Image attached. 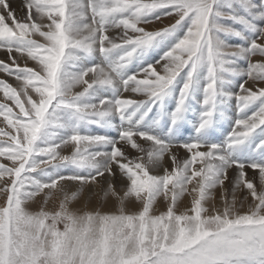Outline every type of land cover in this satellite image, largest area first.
I'll use <instances>...</instances> for the list:
<instances>
[{
  "label": "snow or ice",
  "instance_id": "1",
  "mask_svg": "<svg viewBox=\"0 0 264 264\" xmlns=\"http://www.w3.org/2000/svg\"><path fill=\"white\" fill-rule=\"evenodd\" d=\"M23 10L17 19L0 0V73L18 82L0 79V264H264V2L25 0ZM156 49L163 74L147 61ZM245 76L252 86L228 90ZM232 99L237 118L217 142ZM166 154L171 170L153 174ZM217 188L222 206L209 207ZM93 198L115 210L89 209Z\"/></svg>",
  "mask_w": 264,
  "mask_h": 264
},
{
  "label": "rangeland",
  "instance_id": "2",
  "mask_svg": "<svg viewBox=\"0 0 264 264\" xmlns=\"http://www.w3.org/2000/svg\"><path fill=\"white\" fill-rule=\"evenodd\" d=\"M253 2L254 3H256V4H261L262 2H264V0H253ZM23 5H24V3L22 4V5H20L19 6V9H20V13L19 14H17L19 17H21V18H18L17 17V19H23V17L26 15V12L25 11H23ZM25 13V14H24ZM24 15V16H23ZM175 19V17L173 16V17H165V18H163L162 19V21L163 20H165L164 21V23H160L161 22V20L160 21H154L153 23H151L150 25H141L142 27H145V28H147L149 31H153V30H156V29H159V28H162V27H164V26H166V25H168V24H170V23H172L173 22V20ZM9 23H10V21H9ZM157 23V24H156ZM167 23V24H166ZM152 24H154V25H152ZM237 27H239L238 25H237ZM252 37H251V34H249V40L251 39ZM227 39V41H228V43H230V44H236V43H244V41H241V40H239L238 38H235V37H227L226 38ZM258 43H264V41L263 40H259L258 41ZM1 51V50H0ZM2 53H4V55H5V59L6 60H4V59H2V60H4V61H8V57H7V53L4 51V50H2ZM160 55H162V50L161 51H158V53L156 54V55H153L152 57H150V59H147V61L148 62H151V63H153L154 64V67H156L157 68V71L158 72H160L161 74H163V70H162V67L161 66H157V65H155V63H154V61L156 60V59H159V56ZM261 59V57H259V56H253L252 57V60L255 62V61H257V60H260ZM20 63H21V61H20ZM237 63L239 64V66L240 67H245L246 68V62L245 61H242V60H240V61H237ZM24 65V63H21V66H23ZM0 75H2L1 73H0ZM5 77L3 78H1V79H5L8 83H10V84H12L14 87H17L18 86V82L17 81H15V79H14V77H7L5 74H3ZM140 77V78H139ZM144 77H143V75L141 74V75H139L138 76V79H143ZM232 79V84H231V87L228 89L229 91H239V83L240 82H242V81H247V77L245 76V77H233V78H231ZM252 81H247V84H246V86H248V85H252ZM249 86V87H250ZM260 86H264V84H261ZM79 90V89H78ZM109 93V92H108ZM126 92H123L122 94L124 95V96H130L131 94L129 93V94H125ZM109 95H111V93L109 94ZM133 95V97L132 98H135V99H145V97L144 96H142V95H137V94H132ZM0 101L1 102H5L4 101V99H3V93L2 92H0ZM170 103H171V101H170ZM193 107H194V109L195 108H197L198 106L197 105H195V103L193 104ZM236 104H235V100L234 99H232L231 101H229V106H228V108H227V111H226V113H225V117H226V119H221V120H219L218 121V125H217V127H216V129H215V131H214V137L213 138H215V139H217V142H219V140H221V138L223 137V136H226V134L231 130V123H234V121H235V119L237 118V116H236ZM249 114H251V113H249ZM189 115L190 116H192V117H194V118H196V116L198 115V113L194 110V111H192L191 112V114L189 113ZM190 118V117H189ZM116 120H119L118 118H116ZM231 122V123H230ZM192 123H194V122H192ZM192 123H190L189 122V124L187 125V128L188 129H191V125H192ZM90 126H93V125H90ZM96 126V125H95ZM3 127H6L5 125L3 126ZM190 133H187V134H185L186 136H188ZM138 142L139 143H142V144H144V146L145 147H147L148 146V144H146V143H144V142H142V141H139V139H138ZM67 147H69V146H66V147H64V149H66ZM175 151V153L176 154H178V156L180 157V150L181 151H183V153L185 154V156H186V158H187V154H186V152L184 151V150H182L181 148L179 149V148H173ZM66 154H70V152H68V153H65V155ZM126 154L128 155V157L129 158H135V157H137V156H139L140 155V153H138L136 150H134V149H131L130 148V146L128 147V150L126 151ZM181 158V157H180ZM183 158H181V160H182ZM3 160V158H0V161H2ZM156 170V169H155ZM154 169L152 170L153 171V174H157L156 173V171H155ZM69 170L68 169H65V170H62V174H67L66 172H68ZM248 171V170H247ZM160 174V173H159ZM253 175H254V173H253ZM253 175H251V176H253ZM116 179L118 180H121V178H120V176L119 175H117V177H116ZM116 179H115V181H114V183L116 184V188H117V190H120V188L122 187V185H119L117 182L118 181H116ZM258 183V182H257ZM186 195L187 194H185V196L184 197H186ZM239 195V194H238ZM215 196V192H213V197ZM184 197L181 199V201L179 202V206H178V208H177V211L179 212L181 209L183 210V206H182V204H183V199H184ZM214 199V198H213ZM213 199H211L208 203H209V207L214 203L212 200ZM219 199V198H218ZM160 199H158V201H157V203H156V205H155V207H154V214H159V213H156V208L157 207H159L162 211H164L165 210V203H164V200H162V205L160 204ZM219 202H220V199H219ZM0 203H2V198H0ZM85 203H88V202H86L85 201ZM190 202H188L187 203V207H190L189 204ZM89 204H91V205H94V206H96L97 208H101V210L102 211H108V212H110V211H114L115 210V205L114 204H112V206L111 207H108V208H106V210H104V207H103V202L102 201H99L98 199H96V198H93L92 200H91V202L89 203ZM161 206H160V205ZM181 204V205H180ZM129 205V204H128ZM131 206V210L132 209H134V208H138L139 207V205L138 204H136V205H133V204H130ZM158 205V206H157ZM56 205H55V202H52V203H49L48 205H47V207L49 208V209H52V208H54ZM81 205L80 204H75V205H73V207H80ZM105 206V205H104ZM134 206H136V207H134ZM221 206H222V204H221ZM30 207H32L33 209H34V207H36V205H31ZM238 207H239V205H238ZM180 208V209H179ZM186 207H184V209H185ZM111 209H113V210H111ZM130 210V209H129ZM181 210V211H182ZM60 227L62 228L63 227V225H60Z\"/></svg>",
  "mask_w": 264,
  "mask_h": 264
},
{
  "label": "bare ground",
  "instance_id": "3",
  "mask_svg": "<svg viewBox=\"0 0 264 264\" xmlns=\"http://www.w3.org/2000/svg\"><path fill=\"white\" fill-rule=\"evenodd\" d=\"M9 3H10V6H11V8H12V10L16 13V17H18V18H21V17H19L17 14H19L20 13V9H19V6L20 5H22L23 3H25V0H9ZM24 11V10H23ZM25 14V13H24ZM24 16V15H23ZM164 21L165 20H161V22L160 23H164ZM157 24V23H156ZM167 24V23H166ZM152 25H154V24H152ZM117 32L116 31H114V30H110V32H109V35L110 36H113V37H115V36H117ZM264 41V40H263ZM158 51H161L160 49H156V50H154V51H152L151 52V54L150 55H148L147 56V59H150V57H152L153 55H156L157 53H158ZM2 59H4V60H6L5 59V55H4V53H2V50L0 51V60H2ZM97 62H99V61H97ZM21 63H24V61L23 60H21ZM29 63V66H31V63L32 62H28ZM2 75H0V79L3 77H5L4 75H3V73H1ZM90 78V77H89ZM140 78V77H139ZM8 81V80H7ZM9 82V81H8ZM248 86H250V85H248ZM252 86V85H251ZM131 94L129 97H133V93H131L130 91L129 92H126L125 94ZM101 94H107V95H109L110 94V92L109 93H101ZM133 99H135V98H133ZM1 102V101H0ZM191 114V113H190ZM189 122L190 123H192V122H195V118L194 117H192V116H190L189 115ZM117 126L119 125V120H116V118L114 119V121H113ZM4 126V124H3V118L2 117H0V127H3ZM86 131L87 132H89V133H92V134H102V135H113V136H115L116 135V129L115 128H113V129H107V128H101V127H99V126H95V125H93V126H88L87 127V129H86ZM187 133H189V131H185L184 132V138L186 139L188 136H186L185 134H187ZM227 135V134H226ZM224 138V136L221 138V140ZM180 149V148H179ZM128 150V148H126L125 149V151H127ZM182 150H184V149H182ZM61 154H65V153H68V152H71V146H69V147H67L66 149H64V148H62L61 150ZM172 151L174 152L175 150L174 149H172ZM185 151V150H184ZM175 153V152H174ZM180 157L181 158H186V156H185V154L183 153V151H181L180 150ZM171 167H172V164H171V161H170V159H169V157H168V155L166 154L165 155V157H164V159H163V162H162V165H161V167L160 168H158V169H154L155 171H156V173L157 174H163V169L164 168H168L169 170H171ZM248 176H249V178H252V176L251 175H253V171L251 170V169H248ZM67 173V172H66ZM231 175V174H230ZM256 175H258V173L256 174ZM116 181H118L117 183L119 184V185H122V180H117L116 179ZM258 182V181H257ZM115 186H116V184H115ZM193 185H189L188 187H189V191L191 190V187H192ZM213 192H215V196H214V199L212 200L217 206H221V201L219 202V196H220V189L219 188H217V189H214L213 190ZM162 198H160V204L162 205ZM190 200H191V197L187 194L186 195V197H184V199H183V204H182V206H183V210H184V207H187V203L188 202H190ZM210 201V200H209ZM208 201V202H209ZM87 202V201H86ZM165 203V202H164ZM112 204H114V202H112L111 200H109V201H107V202H103V207H104V210H106V208H108V207H111L112 206ZM159 204V205H160ZM190 204V203H189ZM87 205H88V208L89 209H96L97 207L96 206H94V205H91V204H89V203H87ZM105 205V206H104ZM133 205H136V204H133ZM160 205V206H161ZM181 205V204H180ZM31 206V205H30ZM131 205L129 204V205H127V207H128V209H130L131 210V207H130ZM158 206V205H157ZM190 206V205H189ZM208 206H209V203H208ZM81 207V206H80ZM134 207H136V206H134ZM35 208V207H34ZM135 209V208H134ZM134 209H132V210H134ZM180 209V208H179ZM111 210H113V209H111ZM182 210V209H181ZM180 210V211H181ZM162 210L159 208V207H157L156 208V213H159V212H161ZM153 213H154V211H153Z\"/></svg>",
  "mask_w": 264,
  "mask_h": 264
}]
</instances>
